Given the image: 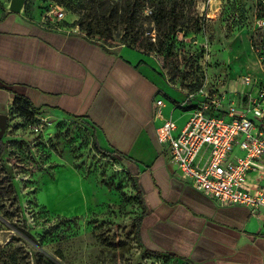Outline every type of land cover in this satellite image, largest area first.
Returning <instances> with one entry per match:
<instances>
[{"label": "rangeland", "instance_id": "rangeland-1", "mask_svg": "<svg viewBox=\"0 0 264 264\" xmlns=\"http://www.w3.org/2000/svg\"><path fill=\"white\" fill-rule=\"evenodd\" d=\"M10 2L0 0V16ZM51 3L65 13L62 26L77 33L80 18L90 21L92 15H101L89 0H27L24 12L42 18ZM144 3L134 31L121 12L117 23L107 28L114 38L108 44L112 50L142 54L183 91L194 85L206 46L212 65L208 75L215 87L231 84L238 76L261 75L250 43L255 0ZM154 8L168 15L175 11V30L168 24L158 28L147 17ZM133 33L151 39L156 51L124 45ZM229 90L222 91L228 95ZM168 92L175 99L182 97ZM0 116L6 118L0 138L7 144L5 155H0V264H185L151 256L138 245L135 220L141 208L132 178L118 160L96 152L90 126L71 117L32 115L13 103Z\"/></svg>", "mask_w": 264, "mask_h": 264}, {"label": "crops", "instance_id": "crops-1", "mask_svg": "<svg viewBox=\"0 0 264 264\" xmlns=\"http://www.w3.org/2000/svg\"><path fill=\"white\" fill-rule=\"evenodd\" d=\"M41 19L8 9L0 16V114L20 96L55 119L82 117L99 146L120 155L137 181L147 211L140 227L144 249L191 264H264V208L252 214L197 191L180 177L169 145L157 138L163 124L155 117L157 100L164 101L165 118L180 130L190 117L182 107L185 91L174 88L142 54L107 51L81 33L46 28ZM238 77L222 87L212 85L229 88L228 103L240 109ZM248 179L256 183L253 175Z\"/></svg>", "mask_w": 264, "mask_h": 264}, {"label": "built area", "instance_id": "built-area-1", "mask_svg": "<svg viewBox=\"0 0 264 264\" xmlns=\"http://www.w3.org/2000/svg\"><path fill=\"white\" fill-rule=\"evenodd\" d=\"M258 4L264 5V0H255L254 31L264 29ZM41 21L46 28L67 30L59 26L66 16L56 3L48 6ZM206 48L201 64L203 85L196 93L185 91L187 100L182 107L190 111L186 125L179 130L174 121L166 119L162 112L164 101L157 100L155 117L163 121L156 129L157 138L169 145L172 163L193 188L221 206H243L256 214L264 208V87H260L258 78L239 76L242 108L228 103L229 94L217 90L209 78L211 51ZM251 49L264 75V54L260 55L252 43ZM251 85L256 89L245 92ZM226 105L227 110H223ZM251 175L256 178L254 184L249 182Z\"/></svg>", "mask_w": 264, "mask_h": 264}, {"label": "trees", "instance_id": "trees-1", "mask_svg": "<svg viewBox=\"0 0 264 264\" xmlns=\"http://www.w3.org/2000/svg\"><path fill=\"white\" fill-rule=\"evenodd\" d=\"M145 0H124L123 5H120V3H115L111 0H89L91 5L96 11H100L101 15L94 16L92 15V19L84 20L82 18L78 21V26L81 30V34L84 35L89 40L99 44L102 46L105 50L110 51L112 46H109L110 44L114 43V38L108 33V27L112 26L114 23H117L120 12L125 17V22L128 23L129 29L135 30L134 24L136 22V18L138 17V13L141 11V9L144 7ZM258 7L260 9V17L264 18V5L258 4ZM147 10V8H146ZM147 16V15H146ZM152 21L156 24L158 28H161L165 25H169V27L172 30H175V28L178 25V18L175 15V11H172L169 15L166 13L165 9H151L150 16ZM251 23L253 25V18L254 15H250ZM63 23H61L60 27ZM126 43H123L124 45L128 44L133 49H139V50H146V52H155L156 48L154 47L155 44L151 41V39H148L144 35H140L138 33H133V35L125 41ZM250 43H252V46L254 48H259L260 55L264 54V29L254 31L252 30L250 34ZM109 44V45H108ZM198 76L196 77V81L194 85H191L190 88L184 89L185 91L189 93H196L200 90V88L203 85V79H204V73L202 70L201 65L198 67ZM260 87H264V75L260 78ZM15 105H22L25 107L28 111L33 113H39L41 112L39 109H36L32 104L25 99L24 97L15 96L13 106ZM71 118L76 119L78 122L87 124L82 117H75L70 116ZM90 126L89 124H87ZM92 129V127H91ZM94 133V132H93ZM93 145L96 150V152L101 155L104 158H110L114 160L120 161V155H118L116 152H109L104 149H102L99 144L97 143L96 136L93 134ZM7 149V144L2 141L0 138V155H5ZM131 176V174H130ZM132 182L134 185V189L136 192V197L138 199L139 207L141 208V214L139 217L136 218V231H135V238L137 240V243L140 247L144 248L141 239H140V227L142 220L144 216L146 215L147 211L144 208L143 198H142V192L137 184V181L134 177H132ZM149 255L154 257L159 256H169L171 258H174L180 262H183L185 264H191L190 262L186 260H182L174 255L170 254H164V253H156L149 251L147 249H144Z\"/></svg>", "mask_w": 264, "mask_h": 264}, {"label": "water", "instance_id": "water-1", "mask_svg": "<svg viewBox=\"0 0 264 264\" xmlns=\"http://www.w3.org/2000/svg\"><path fill=\"white\" fill-rule=\"evenodd\" d=\"M27 0H11L8 10L14 14H22L24 13V7ZM1 123L0 127L5 128L6 118L5 116H0Z\"/></svg>", "mask_w": 264, "mask_h": 264}]
</instances>
